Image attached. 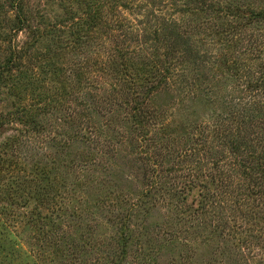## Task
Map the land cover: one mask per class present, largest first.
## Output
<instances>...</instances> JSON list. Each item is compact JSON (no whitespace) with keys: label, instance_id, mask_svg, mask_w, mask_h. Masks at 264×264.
Segmentation results:
<instances>
[{"label":"rangeland","instance_id":"obj_1","mask_svg":"<svg viewBox=\"0 0 264 264\" xmlns=\"http://www.w3.org/2000/svg\"><path fill=\"white\" fill-rule=\"evenodd\" d=\"M88 1L99 13L93 12L99 30L87 44L61 48L82 25ZM80 2L0 0V264H264V191L263 199L255 196L246 205L240 193L247 188L240 189L228 169L222 175L213 165L218 154L205 153L206 147L196 157L179 154L168 166L170 181L162 180L160 167L150 169L164 187L142 196L137 163L143 156L133 146L145 126L133 123L125 105L106 111L108 101L102 103V57L122 55L128 47L137 52L138 26L159 25L176 40L167 28L178 18L173 1ZM17 7L28 26L19 32ZM48 23L56 28L43 35ZM179 43L189 49L184 40ZM190 54L196 58L197 50ZM226 84L219 90L220 104L230 96ZM183 100L170 89L149 103L157 128L166 121L167 137L157 136L165 146L192 147L182 127L208 115ZM151 134L145 138L154 139ZM180 134L184 138L176 137ZM251 145L257 162L264 163V145ZM242 150L243 155L226 156L233 163L251 157L250 147ZM214 175L238 189L225 190L223 204L206 215L201 193L205 184L217 190Z\"/></svg>","mask_w":264,"mask_h":264},{"label":"trees","instance_id":"obj_2","mask_svg":"<svg viewBox=\"0 0 264 264\" xmlns=\"http://www.w3.org/2000/svg\"><path fill=\"white\" fill-rule=\"evenodd\" d=\"M80 1L82 0H70L74 5H81ZM170 1H173L170 6L174 7V13L178 18L167 28L168 30L173 28L171 36L176 34V40L163 34L164 29L159 25L138 26L133 32L137 38H135L137 52H131L128 47L122 50V55H115L113 51L107 59L102 57V103L105 99L108 101V108L105 110L114 111L115 105H125L131 113L133 123L136 122V126H145L142 127L145 130L141 133L146 134L137 133L136 144L133 146V150L138 149L143 156L137 163L138 179L140 174L142 175L139 183L144 185L140 193L147 196L145 193L161 191L160 188L164 187L161 186V181L165 179L170 181L167 174L168 166L178 160L179 154L186 158L196 157V153L201 154L200 148L204 151L207 147L209 150L205 153L216 151L218 154L216 162L213 163L214 167L219 169L220 173L223 172L222 175L225 169L233 172L231 176L236 177L238 187L247 188L240 193L246 205L250 199H257L255 196L263 199L264 163L257 162L259 158L257 150L251 143L259 144L261 148L264 145V45L259 43L264 38V0ZM64 3L69 5V0H64ZM84 4L82 18L78 21L82 24L80 30L75 32L72 40L65 39L66 43L61 48H70L77 41L82 45L87 44L99 30V23L95 22L96 17L93 16V12H98L93 9L91 1ZM17 9L15 15L18 22L14 29L19 32L28 26H25L26 19L21 18L19 8ZM55 28L56 24L44 25L43 35H50L52 33L50 29ZM162 34L166 39L161 42ZM180 40H184L189 49L180 48ZM255 41L259 44L256 43L254 46ZM161 48L164 49L162 53L156 51ZM191 48L197 50L196 58L191 56ZM201 48L205 51L202 52ZM118 57H121V62H118ZM10 63L11 59L8 60V64ZM205 68H208L206 73ZM0 74H3L1 67ZM79 77L82 78L81 75ZM227 82L231 84H226ZM223 83L226 84L230 96L220 104L219 90ZM170 89L176 91L180 99L191 100L193 108L201 107L203 112L208 113L207 117L201 118L198 115L199 118L194 111L195 120L198 121V118L202 120L182 127V132H187V138L194 143L192 147L165 146L157 138L159 135L163 139L167 137L162 126L166 121L159 123L157 128L156 115L149 103L156 93L163 90L169 92ZM221 108L223 109L220 110ZM73 111L74 115L85 117L82 116L83 113L78 115L77 110ZM205 118L213 119L216 124L205 122L206 120L202 124ZM188 127L190 131H187ZM137 129L140 131L139 127ZM148 133L156 135L155 138L152 140L145 138ZM176 137L184 138L182 134ZM211 139L214 140L213 146H209L212 144ZM160 142L162 146L159 145ZM249 147L252 150L251 159L242 158L233 163L234 158L226 156L228 153L230 156L243 155L242 149ZM187 166L190 164H186V169ZM159 167L162 169L161 173L166 175L161 176V181H158L155 173L150 175L153 172L150 169ZM210 179L217 190L210 192L207 184L204 185L206 192L201 193L200 208L201 210L207 208L206 215L209 212L214 213V208L223 204L225 190L238 189L237 186L230 188L228 185L232 183L226 184L225 177L218 178L214 175ZM250 181L253 185L248 187L247 183Z\"/></svg>","mask_w":264,"mask_h":264}]
</instances>
